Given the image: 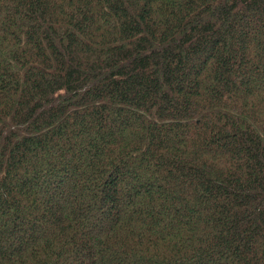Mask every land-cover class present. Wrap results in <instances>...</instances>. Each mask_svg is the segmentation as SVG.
I'll use <instances>...</instances> for the list:
<instances>
[{
  "label": "trees",
  "instance_id": "1",
  "mask_svg": "<svg viewBox=\"0 0 264 264\" xmlns=\"http://www.w3.org/2000/svg\"><path fill=\"white\" fill-rule=\"evenodd\" d=\"M0 264H264V0H0Z\"/></svg>",
  "mask_w": 264,
  "mask_h": 264
}]
</instances>
